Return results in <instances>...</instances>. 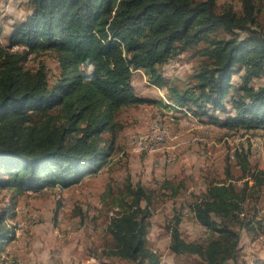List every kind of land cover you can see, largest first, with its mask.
Listing matches in <instances>:
<instances>
[{"label":"trees","instance_id":"1","mask_svg":"<svg viewBox=\"0 0 264 264\" xmlns=\"http://www.w3.org/2000/svg\"><path fill=\"white\" fill-rule=\"evenodd\" d=\"M31 2V13L12 27L8 44L0 43V190L15 196L45 186L67 188L96 174L123 128L119 114L152 102L135 94L133 71L143 70L148 81L162 85L158 65L198 45L206 63L173 103L228 130L264 133V86L246 83L264 75V0H239L240 12L231 4L218 9L217 0ZM44 52L53 53L58 65L52 84L43 63L26 66L28 55ZM89 57L95 79L86 84L82 65ZM241 71L243 82L233 89L232 76ZM218 113L225 115L222 121ZM232 156L240 176L232 177L227 162L224 178L208 182L187 205L186 215L205 229L204 239L182 238L181 210L168 224L174 255L196 257V264L235 263L241 232L255 240L263 231L262 219L247 216L244 205L260 197L264 171H251L243 149ZM126 191L107 226L112 245L106 253L129 264H162L146 245L152 194L142 186ZM13 213L0 208V250L13 237L6 225Z\"/></svg>","mask_w":264,"mask_h":264},{"label":"rangeland","instance_id":"2","mask_svg":"<svg viewBox=\"0 0 264 264\" xmlns=\"http://www.w3.org/2000/svg\"><path fill=\"white\" fill-rule=\"evenodd\" d=\"M226 4L233 5L238 12L241 10L239 0H217L218 9ZM32 9L31 0H0L2 45L8 44L12 27L22 22ZM202 52L203 45L194 46L159 64L163 76V84L159 86L148 81L143 70L133 71L135 94L152 102L128 107L119 114L123 128L117 133L106 165L96 174L67 188L45 186L15 196L0 190V208L11 207L14 212V217L6 220L13 237L1 246V264H129L106 253L112 245L107 226L118 212L128 186H142L152 194L146 245L161 256L162 264L198 262L196 257L177 256L169 251L167 226L174 214L180 210L184 214L180 225L182 238L200 241L206 236L205 229L186 215L187 205L205 190L208 182L224 178L227 162L232 177L240 176L232 156L234 150L248 153L251 171H264L263 131L228 130L173 103L176 93L195 84V73L206 63ZM38 63L46 66L52 84L58 75L53 53L28 55L27 68L35 69ZM242 74L241 71L232 76L233 89L242 84ZM246 83L254 88L264 86V75L250 78ZM217 116L220 121L225 117L220 113ZM152 124L155 131L164 130L160 132L162 141L149 152L134 148L132 137L154 133ZM103 137L108 140L110 136ZM228 155H231L229 161ZM236 184L241 186L242 181ZM244 208L247 216L256 215L255 219L260 218L264 223V187L257 201H246ZM261 261H264V229L255 240L243 230L237 261L227 264Z\"/></svg>","mask_w":264,"mask_h":264},{"label":"built area","instance_id":"3","mask_svg":"<svg viewBox=\"0 0 264 264\" xmlns=\"http://www.w3.org/2000/svg\"><path fill=\"white\" fill-rule=\"evenodd\" d=\"M151 126H154V133L149 136H133L132 137V145L133 147H142L143 148V142H150V148H156V142H161L159 141V133L164 132L163 131H155V124H152ZM262 153H264V148L261 149Z\"/></svg>","mask_w":264,"mask_h":264},{"label":"clouds","instance_id":"4","mask_svg":"<svg viewBox=\"0 0 264 264\" xmlns=\"http://www.w3.org/2000/svg\"><path fill=\"white\" fill-rule=\"evenodd\" d=\"M82 66L86 68V71L84 72L83 83L91 84L95 79L94 72L96 69V65L92 61V58L89 57L83 62Z\"/></svg>","mask_w":264,"mask_h":264},{"label":"bare ground","instance_id":"5","mask_svg":"<svg viewBox=\"0 0 264 264\" xmlns=\"http://www.w3.org/2000/svg\"><path fill=\"white\" fill-rule=\"evenodd\" d=\"M185 125V124H184ZM188 125V124H187ZM149 130V129H148ZM153 132L149 131L148 132V135L146 136H149V135H152ZM145 136V135H143ZM166 136V135H165ZM163 139V134L162 133H159V141H162ZM160 142H156V146L159 144ZM141 150L143 151H146V152H149L150 150H153L154 148H150V142H143V148L142 147H139ZM140 150V151H141Z\"/></svg>","mask_w":264,"mask_h":264}]
</instances>
